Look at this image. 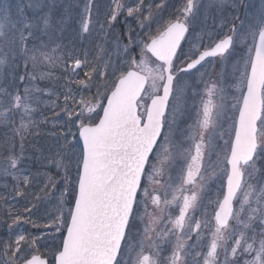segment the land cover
Segmentation results:
<instances>
[{"label":"snow or ice","instance_id":"snow-or-ice-1","mask_svg":"<svg viewBox=\"0 0 264 264\" xmlns=\"http://www.w3.org/2000/svg\"><path fill=\"white\" fill-rule=\"evenodd\" d=\"M199 2L184 0L165 19L164 0H110L105 23L111 27L124 15L128 29L129 44L123 51L131 54L119 67L103 58L102 47L93 61L87 56L83 60L73 57L59 44L49 48L44 38L52 26L51 13L39 18L41 29L37 18L29 21L23 17L22 9H18L22 18L13 20L10 6L0 3V67L8 64L9 58L14 62L13 91L0 85V123L12 126L11 137L0 140V154L5 148L9 151L8 166L0 170L17 181L16 195H24L21 184H30L29 176L18 174L23 171L18 165L27 137L35 135L31 130L38 127L32 119L33 103L38 102L34 93L43 90L32 86L37 78L33 73L41 64L60 67L69 77L87 69L84 78L75 81L78 92L69 88L64 94L67 131L58 137L63 138L64 146L54 153L49 149L48 155L36 149L56 173H43L46 179L34 200H49L59 191L55 209L45 210L47 223L43 225L31 219L36 203L25 207L27 216L16 213L7 225L8 239H0V264H50L49 253L42 249L45 241L57 238L51 264H264V184L257 190L249 182L264 173L258 166L264 162V0L255 14H247L250 23L232 24L223 35L216 33V39L209 33L208 44L203 33L196 34V42L188 40ZM93 8V0H86L81 16L83 32L93 23ZM129 19L135 21L139 32L128 24ZM103 27L101 24V30ZM182 42L188 44L187 50ZM132 44L139 48V58L129 46ZM237 47L243 51L233 66L238 74L232 85L236 95L225 104L221 89L217 103V85L207 83L206 99L200 101L195 122L187 126L184 140L188 147L183 148L173 131L182 110L179 104L170 109L171 100H180L187 87L177 85L179 76L203 67L206 58L237 54ZM178 61L185 66L177 67ZM21 68L24 75L19 74ZM49 75L41 72L40 78ZM17 80L27 81L22 92L16 87ZM17 112L18 126L9 119ZM226 122H230L227 127ZM17 139L19 155L15 154ZM67 149L72 150L70 155ZM217 149L216 167L209 172L205 159L210 160ZM178 161L182 166L174 178L172 171ZM73 167L75 179L69 175ZM209 177L221 180L220 193L212 202L214 213L210 221L193 224L191 212L201 199L197 189L203 191ZM69 190L71 201L65 199ZM172 208L178 210L175 216L168 211ZM166 211L164 229L156 231L155 225ZM21 220L40 234L21 233L13 239V226ZM204 228H208L206 238ZM191 233L196 235L194 245L185 239H190ZM172 236L176 243L162 259L157 240L167 241ZM146 241H150L147 249ZM197 248L202 251H194Z\"/></svg>","mask_w":264,"mask_h":264},{"label":"rangeland","instance_id":"rangeland-1","mask_svg":"<svg viewBox=\"0 0 264 264\" xmlns=\"http://www.w3.org/2000/svg\"><path fill=\"white\" fill-rule=\"evenodd\" d=\"M107 2V5H110V0H93L94 8L92 13V18L94 20H98V9L95 7H101L102 2ZM203 0H200L199 7L196 12L195 18L192 20V26L190 28V33L188 34V40L192 42H196V34L203 33L204 35V43L208 44V34H213V39H216V33L223 35L228 31V27L232 24H236L239 26L240 21H245V24L250 23V19L247 14H255L261 5V0H244L243 6V14L239 21H234L235 12L232 14V11L227 12V14L223 17H216L218 15V8L221 7V0H206L207 4L213 6V9L206 8L204 11L200 9ZM7 3L11 8V16L13 20H16L20 17V12L18 9H22L23 17H27L29 21H32L34 18L38 23L39 27L43 29L42 19L45 14L51 13L52 17V26L49 29V36H46L45 43L48 44V47L51 48L55 44H59L62 46V51L70 52L73 57H79L80 59H84L87 56L89 61H93V58L97 55L98 47H102L104 49V59H110L112 64L119 67L120 63L129 58L131 54H125L123 51L124 45H128L129 41L127 38V26L123 23V15L118 17V26H104L103 30H101V26H90V32H86L85 34L81 30V26H66L70 23L69 13L72 11L74 16L78 14V16H82L83 7L86 3V0H0V3ZM184 2V0L180 3V5ZM37 3H42L45 5L41 8H36L34 5ZM212 3V4H211ZM219 3V4H218ZM29 4H32L33 7H29ZM206 4V5H207ZM218 4V6H217ZM179 5V6H180ZM247 5V7H245ZM178 6V7H179ZM72 9V10H71ZM76 10V11H75ZM214 12H212V11ZM201 12V13H200ZM100 15V14H99ZM171 13L166 14L165 19L168 18ZM213 15L215 17H213ZM74 18V17H73ZM223 21L227 26H213L212 24L215 22ZM226 20V21H224ZM62 21V22H61ZM117 24V22H115ZM200 24V26H199ZM204 25V26H203ZM19 27V25H17ZM136 32H139L140 29L137 26H131ZM95 30V33L91 35L92 30ZM84 44H81L82 38ZM133 39H137L136 36ZM185 50L188 48V44L183 42ZM81 46V47H80ZM133 53L137 55L139 58V48L135 45H129ZM6 51V49H5ZM242 49L240 47L236 48V53L234 55H226V57L221 60H213L209 59L203 63V67L197 68L194 72L188 74H181L179 76V81L177 85L187 84L184 95L180 100L172 99L170 103V109L172 105L179 104L182 110V115H178L176 118V122L173 125V131L175 133L174 139L181 143L183 148L188 147V142L184 140V137L187 136L188 130L187 126L195 122L197 116V110L200 108V101L205 96L204 90L207 83L214 82L217 85V103H219V96L221 95L220 90L223 89V97L224 103L230 104L232 102V97L236 95L235 89L232 85L235 83L237 78V73L234 71V64L237 59L240 58L242 54ZM183 60V58H181ZM14 62L9 58V63L0 67V85L8 86L9 91H13L11 87L12 81V64ZM181 61L177 62V67ZM87 69H81L79 71V75H72L69 77L68 73H65L60 67H50L47 64H41L37 70L33 73L37 78L32 82V86L39 88L43 91L39 93H34L35 97H38V102L33 103V107L35 108V112L32 114V119L38 122V127L32 129L31 131L36 133L35 135H29L25 142V151L22 162L18 165L19 169H23L22 173L18 172L19 175L29 176L30 184L28 186H24L21 184L23 188L24 195L18 196L16 195V183L17 181L14 179L12 175H5L2 170H0V239L7 240L9 236V231L7 225L12 222L16 213H20L22 216H27V213H24L25 207H31V203H36L37 208L33 209V214L31 219L35 220L37 223L43 225L47 223L45 219V210L48 212H53L56 205V199L59 197V191L55 193V195L49 200H41L39 202L34 200V194L40 191V187L45 182V177L43 173L49 172L52 174L56 173V169L53 165H48L47 161L42 158L41 152L37 151V148L43 149V155L49 154V149L54 153L59 147L64 146L63 138H58L59 134L67 131V126L65 125V120L67 119L65 113L62 111L64 107V94L68 91L69 88L72 89L73 93H77L79 86L75 84L77 79H83V71ZM29 72H32L31 64H29ZM51 73V75L46 76L45 78H40V73ZM201 73H205L203 77H201ZM20 75H24L23 69H20ZM71 80V83L69 82ZM110 82V79H109ZM25 82L15 81L16 87L21 89V92L25 86ZM99 83V81H97ZM96 88H92V92L94 93ZM196 93V94H194ZM78 98V96H77ZM6 99V98H5ZM10 120H13L16 126L19 125L20 121V113L17 112L15 114L10 115ZM169 119H171V115H169ZM227 123H225V127H227ZM11 125L0 123V140H4L5 137H11ZM75 131V129H73ZM227 138V137H225ZM222 143V142H220ZM35 146V147H33ZM79 148H76L78 151ZM71 149H67L68 154H71ZM19 142L17 139L15 154L19 155ZM217 152H213L211 159H207L205 167L210 172L212 168L216 167L217 162ZM9 155V151L5 148L0 154V169L7 167V156ZM179 163H177L178 165ZM47 165V166H45ZM259 167L264 168V162H261ZM69 175L72 179H75V168L73 167ZM264 173L260 176H257L255 179L249 181L250 183L257 186V190H259V186L264 184ZM209 182L207 181V185L209 186L207 190L204 189V193L211 190L212 187L218 188V194L220 193V183L221 180L214 177H209ZM215 185V186H214ZM62 190L63 185L59 186ZM5 191L9 193L8 196L10 200H12L10 204H2L5 200L4 194ZM217 194V196H218ZM217 198V197H216ZM67 201L72 200V194L69 190L68 195L65 197ZM216 200V199H215ZM31 202V203H30ZM238 207V204L236 205ZM214 209V204L212 206V211ZM9 210H11L12 215H9ZM213 213L210 215V219L212 218ZM259 226H256V231L258 232ZM32 234L39 235L40 233L37 229L33 228V226L29 223H25L23 220L18 225L13 226V239L15 235L18 234ZM251 234V233H250ZM152 235L155 238L156 232H153ZM191 236H194L191 234ZM205 237V236H204ZM207 237V236H206ZM205 237V238H206ZM189 245H194L197 243L196 235L193 239H189ZM58 238L56 240L48 239L44 243L46 247L42 249V251H47L49 253L48 259L52 261L51 252L56 248L58 243ZM146 243H150V241H146ZM157 243L159 244L158 240ZM197 248L194 251H199ZM222 255V254H221Z\"/></svg>","mask_w":264,"mask_h":264},{"label":"flooded vegetation","instance_id":"flooded-vegetation-1","mask_svg":"<svg viewBox=\"0 0 264 264\" xmlns=\"http://www.w3.org/2000/svg\"><path fill=\"white\" fill-rule=\"evenodd\" d=\"M182 1L183 0H164V3L167 5V7L162 12L163 17L165 18L166 14H168V13L169 14L170 13L172 14L174 12V10L180 5V3ZM221 1H222L221 2V7L218 8V13L219 14L216 15V17H220V16H223L224 17L227 14V12L232 11V14L235 12L234 21L235 22L236 21H239L241 19L242 14H243L244 0H221ZM154 3H161V0H154ZM201 4H202L200 6V9L201 10L202 9L205 10L206 8H209V7H210V9H213L214 8L213 6L208 5L207 2H206V0H203ZM218 4H217V6H218ZM108 7L109 6L107 5V2L106 1L101 3V7H95L96 10L98 9L97 12L100 15L98 14V20H94L92 18L93 23H92L91 26H101V24H103L104 26H108V24L105 23V14H106V12L108 10ZM204 10H202V11H204ZM213 17H215V16L213 15ZM237 17H238V19H236ZM124 18L125 17L123 15V21H124ZM69 19H70V23L67 24L66 26H81V16L80 15L78 16V14H76V16H74V14L71 11L69 13ZM120 19H121V17L119 18V20ZM224 21H226V20H224ZM128 24L131 25V26H137L136 23H135V21L132 20V19H129L128 20ZM212 25L213 26H227V24H224L223 21H220L219 19H218V22H216V23L214 22ZM113 26H118V21H117V24L114 23ZM199 26H200V24H199ZM83 33L85 34L86 32H83ZM94 33H95V30L93 29L92 32H91V35H93ZM84 41L85 40H83V44H84ZM211 59L218 61V60H221L222 57L218 56V57L211 58ZM207 60H209V59H207ZM183 65H184V63L181 62L178 67H182ZM199 67H197V68H199ZM194 71L195 70H192L191 72H194ZM203 99H206V97H204ZM177 163H179V164L172 171V175H173L174 178H176L178 176L179 169L182 166V161H178ZM205 164H206V159H205ZM209 179L210 178H208L207 181L211 185V182H209ZM174 183H179V180L178 179H174ZM208 187L209 186H206L205 190H207ZM197 191L200 192L201 199H200V201H198L196 208L191 212V216L193 217V219H192V223L193 224L195 223L196 220L203 221V220L210 219L209 217H210L211 213H214V209L212 211V206H213V203L212 202L215 201V199L217 197L218 188L217 187H212V189L209 190V191H207L206 194L204 193V190L203 191H200L199 189H197ZM149 210L150 211H155L151 207H150ZM168 211H171L172 214H173V216H175L176 214H178V210L175 209V208L169 209ZM168 211H166L164 213L163 220L160 223H158L157 225H155L156 231H161L162 229H164L165 222L167 221ZM205 212L207 213L206 215H205ZM155 214L156 215H160V213L158 211ZM147 222H148V218L145 217V223H147ZM168 227L170 228L171 225L169 224ZM156 231H154V232H156ZM191 234H193L195 236V233H191ZM191 234H190V239H193L194 236H191ZM202 235L205 236V237L208 236V228L202 229ZM135 239H138V237H134V240ZM185 239L187 240V237H185ZM158 242L161 245L160 256L163 259V258H166V257H168L170 255L171 250H172V247L176 243V238H175V236H172L171 239H169L167 241H160V240H158ZM188 242L189 241L187 240V243ZM145 248L146 249L148 248V243L145 244ZM199 251H202V249H200ZM190 259L191 258H189V260ZM199 259L202 260V258H199Z\"/></svg>","mask_w":264,"mask_h":264},{"label":"trees","instance_id":"trees-1","mask_svg":"<svg viewBox=\"0 0 264 264\" xmlns=\"http://www.w3.org/2000/svg\"><path fill=\"white\" fill-rule=\"evenodd\" d=\"M4 195H5L4 196L5 200L3 201L4 203H2V204H6V205L10 204L11 205L12 200H10V198L8 197L10 194L5 191Z\"/></svg>","mask_w":264,"mask_h":264},{"label":"water","instance_id":"water-1","mask_svg":"<svg viewBox=\"0 0 264 264\" xmlns=\"http://www.w3.org/2000/svg\"><path fill=\"white\" fill-rule=\"evenodd\" d=\"M184 66H185V65H184ZM184 66H183V67H184Z\"/></svg>","mask_w":264,"mask_h":264}]
</instances>
